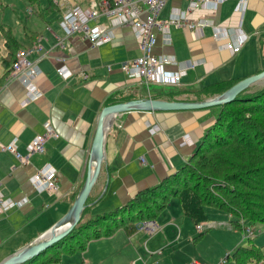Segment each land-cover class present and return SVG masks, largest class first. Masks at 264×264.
Segmentation results:
<instances>
[{
  "label": "crops",
  "instance_id": "obj_1",
  "mask_svg": "<svg viewBox=\"0 0 264 264\" xmlns=\"http://www.w3.org/2000/svg\"><path fill=\"white\" fill-rule=\"evenodd\" d=\"M238 1L227 0L217 10L193 11L189 18L193 21L212 19L216 24L236 28L240 24V14L235 10ZM66 2L56 1L59 6L53 12L56 20L48 21L46 29L27 33L26 42L19 41L12 29L22 44L21 49L37 42L42 44L43 51L31 54V59H37L44 52L48 54L40 58L42 72L35 79L42 91L39 99L27 101V89L18 79L3 81L0 87V146L15 140L18 151L26 154L32 139L44 133L47 121L51 122L58 136L50 137L46 152L32 156L26 165H21L12 152L0 150L1 191L12 199H27L21 207L0 212V263L32 243L68 212L85 182L95 131L105 106L143 97L199 101L215 95V91L228 83L264 70V0H249L241 23V31L247 39L238 53L220 49L209 26L201 34L188 28L171 27V43H166L164 35L158 33L156 54L173 55L181 61H200L182 78L180 85H171L168 89L157 86L161 83L153 82L155 85L152 86L153 83L130 79L122 70L123 61L141 54L139 41L131 28L114 27L113 41L99 47L80 34L66 38L60 27L62 13L71 7ZM188 4V0H168L160 17L168 18L176 9L186 10ZM99 21L113 24L112 19L105 17ZM59 37L67 41L65 46L58 43ZM5 54L6 50L4 54L0 53V62ZM63 65L73 72L67 80L57 73V68ZM4 73L5 69L0 78ZM219 110L220 106L173 111L134 110L113 116L107 124L111 125L107 136V159L89 198V214L98 212L99 204L104 201L114 210L138 191L158 184L185 165L207 130L216 122ZM154 125L160 129L153 134L150 128ZM185 133L194 138L195 145L180 144ZM142 156L148 165H141ZM46 164H51L57 171L59 189L55 192H39L30 180ZM180 211L177 205L168 212L164 210L167 216H173L164 224L156 220L160 228L152 235L146 231L120 229L110 237L92 240L81 252L83 260L80 264H131L133 261L136 264H161L159 259L175 249L171 247L174 241L180 243L184 237L185 241L181 243L184 248L185 243L194 242L196 237L194 233L189 234L192 233L189 224L184 231L179 227L177 216ZM207 213L209 219L204 231L220 229L224 232L220 235L228 239L218 254L225 264L240 246H248L245 245L246 237L233 227V215L230 217L224 212L222 217L221 210L212 208H207ZM226 216L230 217L229 220ZM181 220L184 222L183 218ZM171 224L174 225L172 228ZM176 227L180 228L178 234L174 230ZM263 238L255 241L262 257ZM214 242L217 243L218 239ZM163 261L173 264L171 256ZM233 261L237 264L235 259ZM73 262H76L75 258H68V263ZM249 264H255V258ZM257 264H264V258Z\"/></svg>",
  "mask_w": 264,
  "mask_h": 264
},
{
  "label": "trees",
  "instance_id": "obj_2",
  "mask_svg": "<svg viewBox=\"0 0 264 264\" xmlns=\"http://www.w3.org/2000/svg\"><path fill=\"white\" fill-rule=\"evenodd\" d=\"M49 2L50 12L59 8L54 0ZM12 29L0 21L6 48V54L1 57L5 73L0 78V87L22 47ZM251 91L220 105L216 122L185 165L158 184L138 191L111 212L93 215L84 222L86 214L91 215L87 206L71 233L21 264L56 263L65 254L85 251L94 239L110 237L120 229L135 232L138 222L156 220L174 198L180 201L183 215L196 227L208 221L210 207L233 214L237 219L264 223V86ZM232 225L241 228L238 220H232ZM206 232L197 237H203ZM254 258L257 264L264 257L252 243L240 246L233 254L237 264H249Z\"/></svg>",
  "mask_w": 264,
  "mask_h": 264
},
{
  "label": "built area",
  "instance_id": "obj_3",
  "mask_svg": "<svg viewBox=\"0 0 264 264\" xmlns=\"http://www.w3.org/2000/svg\"><path fill=\"white\" fill-rule=\"evenodd\" d=\"M168 0H91L87 7L80 5L67 7L60 17V27L69 38L74 34H80L90 43L99 47L105 43L112 42L114 27L131 28L139 41L141 54L133 59L125 60L121 63L122 70L128 78L143 80L146 83H161L167 85H180L182 78L188 74L190 69L195 68L200 61L178 60L173 55L156 54L155 48L158 42V33H162L166 43H171V27L188 28L196 33H203L207 26L212 27L213 37L219 42L220 49H226L232 53L241 51L247 36L242 33L241 23L245 17L249 0H239L235 10L240 14V24L238 27L216 24L212 19L191 20L189 13L196 10H217L219 6L227 0H188L186 10L176 9L172 11L168 18H161V12ZM32 14V12L30 11ZM112 19L113 24L100 22V18ZM58 43L65 46L67 41L59 37ZM43 51L41 43L37 42L29 48H22L16 54V61L7 77V80L18 79L27 89V101H35L42 95V91L35 83L36 77L41 75L42 69L39 60L46 56L44 52L37 59H31V54H40ZM61 61V59H60ZM62 62V61H61ZM175 67L174 70L169 67ZM57 73L65 80L69 79L73 72L66 65L57 68ZM44 133L36 135L27 147V153L22 154L17 149L16 141L9 144H2L0 150L12 152L21 165L30 162L34 155H41L46 152L47 141L50 137H57L58 134L50 121L44 124ZM157 128V129H156ZM160 128L152 126L151 133H156ZM182 146H191L193 139L189 133L182 136L180 142ZM142 166L148 165L145 157L140 158ZM31 182L39 192H55L59 189V180L56 169L51 164H46L36 171L31 177ZM1 185V182H0ZM27 202L26 197L21 200L6 197L0 189V212H7L13 208L21 207ZM160 225L156 220L140 221L136 225V230L146 231L150 235L158 231ZM205 222L197 225V231L203 232ZM131 264H136L135 261ZM191 264H203L198 260H193Z\"/></svg>",
  "mask_w": 264,
  "mask_h": 264
},
{
  "label": "rangeland",
  "instance_id": "obj_4",
  "mask_svg": "<svg viewBox=\"0 0 264 264\" xmlns=\"http://www.w3.org/2000/svg\"><path fill=\"white\" fill-rule=\"evenodd\" d=\"M54 1L55 2L58 1L60 3L67 1L66 4L69 6L80 5L82 7H87L89 5L88 4L89 0H54ZM49 4H50L49 0H0V21L11 26L14 29V32L17 38L19 39V41L24 43L26 42L27 33H30L36 30L46 29L45 27L48 21L56 20V14L48 10ZM30 11L32 12V14L30 13ZM55 25L56 24H53V26ZM0 53H3V54L5 53L4 35L1 31H0ZM3 71H4V67L2 63L0 62V75L3 73ZM154 85L155 84L153 83L152 86ZM157 86L163 87V89H165L166 87L168 89L170 88L169 86L171 85L158 84ZM263 86H264V82H260L259 84H255L254 86H252V88L249 87L248 89L242 90L239 93V95L250 93L252 92L251 90H253L254 88L258 89ZM193 145H195L194 139H193L192 146ZM176 205L181 209L180 213L177 216L178 217L177 223L179 224V227L180 228L183 227V231H184V230H187V224H189L190 228L192 229V233H189V234L194 233L195 236L197 237L200 232L197 231V227L192 222V220L183 215L180 201L177 198L172 199L170 204L165 210H167L168 212L169 208L175 209ZM98 207H99V209L97 210L98 212H93L91 213L90 216L86 214V217L83 219V221L85 222L88 218H92L93 215H96V213L105 214V213L111 212L109 210H113L111 207H109V205L105 204V201L104 203L99 204ZM212 209H215V208H212ZM215 210H218V209H215ZM221 212H223V213H220L223 217V214L225 215L224 213L225 211H221ZM226 214H228V216L230 217H232L233 215L228 212H226ZM172 216L173 214H170L169 216H167V214L162 212L157 217L156 220H159V222H162V224H164L165 221L167 222L170 221ZM228 216H226L228 218L227 220H229L230 218ZM182 218L184 219V222L183 220H181ZM232 220L233 221L238 220L240 222L241 228L239 229L237 228L236 232H239V234L242 237L244 236L247 238V239L245 238V241H246L245 245H250L251 243L257 244V242L255 241L259 240V238L261 237H264V223H259V222L251 223L250 221H247L245 219H237L235 217L231 218V223H232ZM171 225H172L171 226L172 228L174 225L173 224ZM180 228L178 227L174 228L177 234L180 233ZM215 229H208L203 237H197V238L195 237L194 242L191 241L190 244L186 245L185 243L184 248L183 246H181V243L185 241L184 237H183V240H181L182 242L180 243L178 242L176 243L174 241V244L171 247L172 248L174 247L175 249L170 250L167 254L163 255L162 259L161 258L159 259L161 261V264H165L163 260L166 257L169 258L170 256H171V260L173 264H189V261H191L192 263L194 258L199 259L204 264H224L221 261L222 257H218V254L221 251V247L225 245L228 239L226 236L224 237L220 235V233H224L223 231H221L218 228H217L218 230H215ZM215 239H218L217 243L214 242ZM218 243H220V245ZM81 252L82 251L79 250L77 253L73 255L65 254L62 256L65 259V261L61 258L59 262L50 263V264H70L68 263V258L70 257L75 258L76 260V262H73L71 264H80L83 260L82 259L83 257L81 256ZM225 262H227L225 264H235L233 261V257L227 258Z\"/></svg>",
  "mask_w": 264,
  "mask_h": 264
},
{
  "label": "water",
  "instance_id": "obj_5",
  "mask_svg": "<svg viewBox=\"0 0 264 264\" xmlns=\"http://www.w3.org/2000/svg\"><path fill=\"white\" fill-rule=\"evenodd\" d=\"M260 82H264V70L228 83L226 87L215 91V95L199 101L166 100L143 97L105 106L100 114L95 131L89 156L88 173L74 203L68 212L50 229L26 247H23L5 258L0 264H21L28 261L65 238L81 221L84 210L90 205L89 198L99 181L106 163L107 136L111 127V125L108 126V122L113 116L116 117L120 112L134 110L173 111L220 106L233 101L242 90L252 85L259 84Z\"/></svg>",
  "mask_w": 264,
  "mask_h": 264
}]
</instances>
